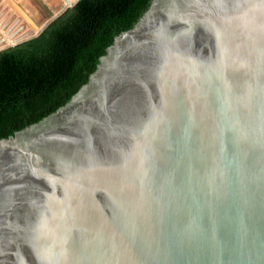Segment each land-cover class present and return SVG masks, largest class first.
<instances>
[{"label": "water", "instance_id": "95a60500", "mask_svg": "<svg viewBox=\"0 0 264 264\" xmlns=\"http://www.w3.org/2000/svg\"><path fill=\"white\" fill-rule=\"evenodd\" d=\"M0 264H264V0H152L0 140Z\"/></svg>", "mask_w": 264, "mask_h": 264}, {"label": "trees", "instance_id": "16d2710c", "mask_svg": "<svg viewBox=\"0 0 264 264\" xmlns=\"http://www.w3.org/2000/svg\"><path fill=\"white\" fill-rule=\"evenodd\" d=\"M152 0H80L36 38L0 51V140L68 104ZM66 5V4H65Z\"/></svg>", "mask_w": 264, "mask_h": 264}, {"label": "rangeland", "instance_id": "374dc122", "mask_svg": "<svg viewBox=\"0 0 264 264\" xmlns=\"http://www.w3.org/2000/svg\"><path fill=\"white\" fill-rule=\"evenodd\" d=\"M66 7L64 0H0V38L5 35L1 31L15 36L23 31L31 34L27 37L37 35L55 14ZM18 41L20 39L15 43ZM3 45L0 51L11 46L8 44L2 48Z\"/></svg>", "mask_w": 264, "mask_h": 264}, {"label": "bare ground", "instance_id": "6f19581e", "mask_svg": "<svg viewBox=\"0 0 264 264\" xmlns=\"http://www.w3.org/2000/svg\"><path fill=\"white\" fill-rule=\"evenodd\" d=\"M74 1H76V0H69V2H70V4H73L74 3ZM64 3L66 4V6H68V3L64 0ZM6 28V27H5ZM5 28H3V29H5ZM12 29V28H11ZM30 30V29H29ZM27 31V30H26ZM1 33H5V35H4V37H1L0 38V47L2 46V44H4L3 45V47L2 48H4V47H6L8 44L9 45H11V44H13V43H15V41H17V40H21L22 38H20V37H27L28 35H31V34H27L26 32H19V34L18 35H10V33H8V32H2L1 31ZM30 33V32H29ZM6 42V43H5ZM1 49V48H0Z\"/></svg>", "mask_w": 264, "mask_h": 264}]
</instances>
